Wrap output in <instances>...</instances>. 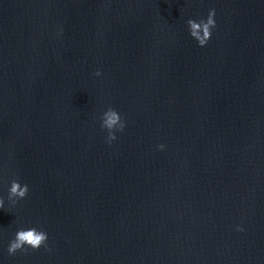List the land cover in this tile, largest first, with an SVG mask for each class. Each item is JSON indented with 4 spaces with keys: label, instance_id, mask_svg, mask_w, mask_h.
<instances>
[{
    "label": "water",
    "instance_id": "1",
    "mask_svg": "<svg viewBox=\"0 0 264 264\" xmlns=\"http://www.w3.org/2000/svg\"><path fill=\"white\" fill-rule=\"evenodd\" d=\"M0 195V264H264V0H0Z\"/></svg>",
    "mask_w": 264,
    "mask_h": 264
},
{
    "label": "clouds",
    "instance_id": "2",
    "mask_svg": "<svg viewBox=\"0 0 264 264\" xmlns=\"http://www.w3.org/2000/svg\"><path fill=\"white\" fill-rule=\"evenodd\" d=\"M216 10L210 8L206 17L200 19H188L187 28L189 36L196 41L200 47L206 46L207 42L212 36V30L216 27ZM96 75H100L97 71ZM100 127L106 131V141L111 143L117 138V134L123 132L126 126V121L122 117L121 113L112 107H108L104 110L99 117ZM164 144H159V149H164ZM29 191V185L22 183L20 179L14 178L11 180L8 187V196L13 199L14 203L23 200ZM6 207L5 198L0 195V208ZM237 231H243L241 225H237ZM48 232L38 225H32L28 227H19L12 239L9 240L7 245L8 255H13L17 251L32 249L37 250L42 246L47 247Z\"/></svg>",
    "mask_w": 264,
    "mask_h": 264
}]
</instances>
